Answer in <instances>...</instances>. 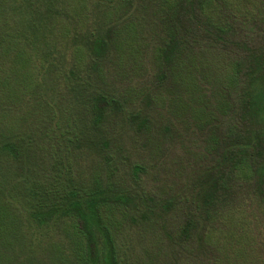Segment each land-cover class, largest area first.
Listing matches in <instances>:
<instances>
[{
  "label": "trees",
  "instance_id": "obj_1",
  "mask_svg": "<svg viewBox=\"0 0 264 264\" xmlns=\"http://www.w3.org/2000/svg\"><path fill=\"white\" fill-rule=\"evenodd\" d=\"M253 3L0 0V264H208L199 249L226 214L247 237L232 264H264L249 220L264 216ZM196 133L210 163L185 195L149 190L141 139ZM191 200L197 214L168 229Z\"/></svg>",
  "mask_w": 264,
  "mask_h": 264
},
{
  "label": "rangeland",
  "instance_id": "obj_2",
  "mask_svg": "<svg viewBox=\"0 0 264 264\" xmlns=\"http://www.w3.org/2000/svg\"><path fill=\"white\" fill-rule=\"evenodd\" d=\"M252 2H254V6L251 4L249 8L253 17L257 18L258 20H264V0H252ZM253 28H255V26ZM144 139H141V145L139 144L140 149L132 154L133 159H139L141 161L143 160L146 167L148 168V174H145L147 182L146 187L149 188V190L157 191L159 194L164 196L174 193L180 195L183 193V195H185L188 185L190 184L191 186L194 183L193 181L197 180V172L204 166L205 163H210V161H208V157H205L204 155V159H201V149L205 140L204 136H201L198 133H196V135L193 134V136L190 137L186 135L185 137H169L168 135H161L160 137L153 138V140L150 142L143 141ZM188 194L190 196V193L187 191V196ZM196 203L197 200H191L183 205L180 203L181 206L178 207L177 211L174 212L175 217L173 220L171 217V221H168L169 224L167 225V228L171 231L177 228L178 232V229L183 226L186 222V219L189 218H182L185 216L183 214L189 213L188 208H190V210L193 212H196V209H194ZM243 209L244 207L241 208V210ZM248 209L249 207H247L246 210ZM250 216L251 217L249 220L255 222L251 223L254 227L253 237H257L258 241L261 242L262 238H264V216L257 209L253 211V214L250 213ZM234 218L235 217H231L230 214H226L225 220L221 219V221H212V225H209V227L212 229L215 227L214 232L216 233L213 234L212 242L202 246V249H199V252H201V259L206 258L212 261L208 264H214L216 263V260L219 261L218 257H220V253L223 254L222 262L220 264H232L233 258L235 257L234 253L236 251L240 252L241 250L244 251L246 249L247 237L245 230H243V232H238L241 230L238 229L236 236L231 233V231H235V226H233L235 221ZM173 224H175V227H173ZM217 238H219L218 240L220 244L225 249L224 251L223 249L220 251L215 249L214 239L218 244ZM163 240V245L161 244L160 247L157 245L156 248L163 250L161 252L164 255V246H166L167 242L164 238ZM145 242L146 244H149L148 240ZM194 245L195 239L193 242H191L190 246ZM151 249L152 251H155L154 247ZM228 249L230 250L229 252H231V260L226 259V253L228 252ZM155 252H157V250ZM262 253L263 249L259 247L257 254L261 257ZM161 255H158L160 262L163 258Z\"/></svg>",
  "mask_w": 264,
  "mask_h": 264
}]
</instances>
